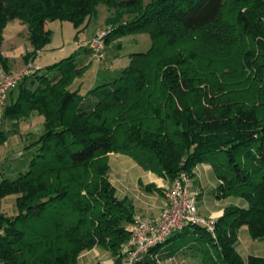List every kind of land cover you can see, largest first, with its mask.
<instances>
[{
    "label": "trees",
    "instance_id": "1",
    "mask_svg": "<svg viewBox=\"0 0 264 264\" xmlns=\"http://www.w3.org/2000/svg\"><path fill=\"white\" fill-rule=\"evenodd\" d=\"M227 1L0 0L4 65L8 21L28 24L29 62L50 43V21L85 28L101 3L113 24L106 43L141 32L153 41L149 50L131 53L118 78L85 93L80 91L91 61L79 66L71 53L36 66L20 82L16 100L6 102L11 120L41 114L44 132L31 143L37 152L29 168L0 182V264H74L96 245L120 251L130 238L127 224L135 211L111 182V152L127 154L172 181L182 170L193 177L197 163L210 162L221 180L216 196H243L249 203L225 207L216 219V237L204 225L188 224L134 264H162L157 253L171 241L173 251L197 243L204 264H264V256L245 259L237 248L243 225L254 239L264 240V13L251 16L238 9L233 31L232 24L221 22ZM199 32L209 46H231L237 39L245 45L233 69L251 86L246 98L215 95L213 85L223 71L198 72L193 65L198 52L191 46L179 49L181 36ZM12 194L16 210L8 213L3 199Z\"/></svg>",
    "mask_w": 264,
    "mask_h": 264
},
{
    "label": "rangeland",
    "instance_id": "2",
    "mask_svg": "<svg viewBox=\"0 0 264 264\" xmlns=\"http://www.w3.org/2000/svg\"><path fill=\"white\" fill-rule=\"evenodd\" d=\"M238 9H242V11L245 12L249 11L251 16H257L261 12L264 13V3L258 0H228L221 14V22L232 24L233 28L235 25L233 24V22H235L233 18L235 17ZM110 15L111 13L107 5L101 3L98 6V13L89 19L85 28L79 27L80 30L79 28L75 27L73 22L68 20L50 21L49 26L51 28V40L49 45H47V50L40 54L37 62L42 65H46L55 60H59L65 56H68L71 53H75L78 57V65L84 64L87 60L90 61V56L106 63L101 66V70H98L95 67L94 69H90V67L88 68L89 71L83 78L85 85L81 88V93H85L88 88L95 87L103 83L105 80H114L115 78H118L122 74L123 69L129 64L131 53L135 51L149 50L153 44V41L151 35L148 32H141L128 33L115 38L110 43H106L105 37L107 29L113 27V24L107 21ZM25 24L26 23L22 22L20 19H12L7 22L4 28V36L7 38L8 44L15 48L16 53L13 51V54H17V56L22 55L24 52V42L27 39L25 37L27 24ZM92 31V36L89 37L86 42H84L83 40ZM103 32H105V34H102ZM201 34L202 32L196 33V35L185 34L181 36L178 39L179 49L191 46V48L198 52L197 62H194L193 64L195 69H198V72L201 70L205 71V69L210 71L217 67L220 68V71H223L221 73L219 72L218 80L215 81V85H213L216 91L215 95L228 99L242 100V98H246L247 94H244V92L247 91V88L251 90V86H247V80L243 83L245 78L241 77H244L245 75L239 76V71H237L236 68L233 69V67L236 66L234 59L241 61L239 58L245 50V45L239 44L237 39L235 40L236 42L234 41L235 43H232L231 46L227 44V46H209L204 38H199ZM202 35H205L204 32ZM98 39L103 42L104 46L102 49L97 46L96 41ZM258 39L259 38H257V40ZM75 40H78L81 44H75ZM199 40L203 42V45ZM92 44L94 47L90 46ZM81 51L84 53L82 54L84 56L83 58L79 57ZM98 51H100V53ZM96 52L98 55H96ZM258 52V49H255L254 55L257 56ZM17 59L20 61L19 63H23V65L16 70L26 67L30 62H25L24 64V62L21 60V57ZM224 69L227 70L226 74L224 73ZM216 77L217 76L212 75L211 78ZM251 77L252 79L250 82L254 81L253 78H256V74L253 73ZM220 85H222V89H219ZM87 101L88 100H86V102ZM7 104L10 103L8 102ZM30 116L31 115L11 120L10 118L6 117L5 112H3V124L1 129L3 133V140L0 142V182L5 178L14 179L19 175L20 172L26 171L29 168L30 160L37 152L36 146H31V143L35 142L39 138L40 134L44 132V126L42 124V126L38 127L37 125H34L33 127L32 124H23L22 121H29ZM32 120L35 119L33 118ZM127 157L131 161L135 162V160L129 156ZM114 159L115 156H112V162H114ZM142 171V167L138 164H136V166H131V172L137 178H143V175L141 174ZM229 197L230 204L232 203L242 207H247L249 205L248 201L243 196L230 195ZM3 205L8 213L15 212V195L12 194L6 196L3 199ZM256 240L249 234L247 230H241L240 234H238L237 248L245 259L254 252H258L261 254V256H264V240H261L259 243L260 245L257 244ZM91 250L92 253H90V256L93 254L94 257H91L90 261L87 260L88 257H82L78 258L74 264H114L116 258L118 257L122 259V264H124L122 248L117 253H113L110 249L105 248L102 245H96L95 247L91 248ZM177 255L179 259L187 256L189 260L187 258L186 264H204L199 251V245L197 243H190L188 246L182 248V250H178ZM169 257L170 255L168 254L162 255L160 257L161 262L166 261L165 263L167 264H176L174 260L171 261V263L167 261ZM85 259L88 262L85 263ZM183 262L184 260L182 259L181 263Z\"/></svg>",
    "mask_w": 264,
    "mask_h": 264
},
{
    "label": "crops",
    "instance_id": "3",
    "mask_svg": "<svg viewBox=\"0 0 264 264\" xmlns=\"http://www.w3.org/2000/svg\"><path fill=\"white\" fill-rule=\"evenodd\" d=\"M26 28L27 30L25 37L27 39L24 42V52L20 56H17V54H13V51L14 53H16L15 52L16 50L13 46L8 44L7 38H5L4 36L5 34L3 33L4 39L1 46V54L4 58V62H5L4 66L8 70H16L17 68H20L23 65V63H19L20 61H18L17 59L19 57H21V60L24 62V64L25 62H28L25 60V54L28 51H31L33 49V46L29 40L28 24L26 25ZM92 34L93 31L90 32V34L83 41L86 42L87 39L92 36ZM75 44L80 45L81 43L78 40H75ZM47 47L48 46H46L45 49L40 50L36 58L30 62L33 63L35 66H45L37 62V60L40 54L43 51L47 50ZM82 54L84 53L81 51L79 57L83 58L84 56ZM89 58L91 61L90 69H94L95 67L96 69L101 70L100 69L101 66L106 64L103 61L93 59L92 57ZM87 61L89 62V60ZM87 61L85 63H88ZM88 71L89 70H87V72ZM18 94H19V85L8 92L6 96V102L7 103L14 102L18 97ZM33 118L36 120V122L35 120H32ZM22 123L26 125L32 124L33 127L34 125H37L39 127L42 126V124L44 123V117L41 114L33 113L31 114L29 121H22ZM112 156H115L114 162H112L111 160ZM127 156L129 155L123 153H116V152L110 153V157H109L110 179L112 184L116 188V194L120 198L127 197L133 202L135 214L141 213L146 216L158 217L166 205L165 194L166 191L172 186V180L166 176H160L153 171L145 170L141 165L140 166L143 169L141 173L143 175V178L135 177L131 172V166H136V164L138 163L136 161L135 162L131 161ZM129 157L132 158L131 156ZM193 182L194 185L192 187V190H194V192H196L198 195L197 204L200 214L208 218L217 219L220 215L224 213L225 207L228 204H230V197L218 198L216 196V190L221 180L218 178L210 162L202 161L196 164L193 170ZM129 224L130 223L127 224V227L129 226ZM241 230L248 231L247 226L243 225L240 228V231ZM172 236H174V234H172L170 237ZM171 242L170 243L168 242L167 244L163 245L160 251L157 253V255H159V260L161 261L160 257L162 255L168 254L170 255V257L166 259L170 263L171 261L174 260L176 264H183V263L186 264L188 257L185 256L184 258H182L184 262L181 263L182 259H179L177 255L178 250H182V248L173 251L171 248L172 247ZM256 242L257 244H259L261 240H256ZM90 253H92L91 249L83 253L79 258L88 257L87 260L90 261L91 257H94L93 254L92 256H90ZM251 254L261 255L258 252H254ZM87 260L85 259L84 262L85 263L88 262ZM165 262L166 261H162V264H167Z\"/></svg>",
    "mask_w": 264,
    "mask_h": 264
},
{
    "label": "built area",
    "instance_id": "4",
    "mask_svg": "<svg viewBox=\"0 0 264 264\" xmlns=\"http://www.w3.org/2000/svg\"><path fill=\"white\" fill-rule=\"evenodd\" d=\"M96 43L100 49L104 46L99 39ZM90 46L94 47L93 44ZM35 68L36 66L29 62L22 69L8 70L0 57V132L8 92L16 88ZM193 183V177L188 171H180L172 181V186L166 191V205L158 217L135 214L128 226L130 238L122 247L124 264H134L152 247L164 242L174 231L188 224L204 225L213 237H216V219L200 214L197 204L198 195L192 190Z\"/></svg>",
    "mask_w": 264,
    "mask_h": 264
}]
</instances>
